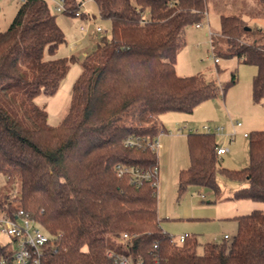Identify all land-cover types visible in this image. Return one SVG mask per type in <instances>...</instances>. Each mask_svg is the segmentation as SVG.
Listing matches in <instances>:
<instances>
[{
  "label": "trees",
  "instance_id": "trees-1",
  "mask_svg": "<svg viewBox=\"0 0 264 264\" xmlns=\"http://www.w3.org/2000/svg\"><path fill=\"white\" fill-rule=\"evenodd\" d=\"M112 24L111 39H99L81 61L69 112L58 126L36 103L53 96L76 56L52 58L66 42L47 0H24L9 28L0 31V211L23 209L49 236L41 264H112L109 248L124 233L132 255L144 264H264V213L236 217L231 242H199L188 236L172 243L158 218V189L141 185L118 166L152 170L158 153L148 143L164 130L160 116L192 113L201 103L224 96L237 82L219 87L201 75L180 76L177 57L185 32L208 16L207 0H94ZM264 9V0H256ZM65 0L67 15L79 10ZM246 23L221 16L226 57L255 66L253 99L264 103V39L250 42ZM212 46L214 43L211 41ZM190 167L179 175L178 192L208 186L220 192L218 172L247 185L237 199L264 202V129L249 135V165L229 171L220 166L214 133L190 132ZM4 189V190H3ZM11 244L0 243V261L12 264Z\"/></svg>",
  "mask_w": 264,
  "mask_h": 264
},
{
  "label": "rangeland",
  "instance_id": "rangeland-1",
  "mask_svg": "<svg viewBox=\"0 0 264 264\" xmlns=\"http://www.w3.org/2000/svg\"><path fill=\"white\" fill-rule=\"evenodd\" d=\"M22 1L0 0V31L9 28ZM47 2L57 15V22L66 39L52 58L70 59L76 56L78 59L70 64L68 73L53 96L40 95L36 98V103L48 112L49 124L58 126L69 112L73 88L82 72L81 61L95 49L99 39H111L112 24L100 16L94 0H76L77 4L82 2L79 11L86 14L82 17L56 12L59 0ZM207 10L208 16L201 22V28H197L196 24L186 28V44L177 57V73L180 76L201 75L222 88L234 75L237 82L227 89L225 96L221 93L217 98L199 104L192 113L170 112L160 116L165 132L158 137L162 145L158 150L160 226L176 241L181 235L195 236L200 254L208 243L233 240L238 231L236 217L256 210L264 213V202L234 197L236 190L247 185L244 181L228 178L221 172L216 175L219 194L208 186H190L184 194L178 192L180 172L191 164L187 139L190 132L204 133L205 126L215 132L217 127H222L223 132L214 133L216 142L219 147H228L229 151L219 157L220 166L233 171L249 165L250 139H245L243 134L252 135L264 129V103L253 99V77L257 69L241 63L236 57L224 56L228 45L220 35L221 16H237L244 20L245 28H250L246 35L248 41L263 40L264 9L256 0H207ZM81 26L87 29L86 33L81 31ZM97 27L102 32H97ZM237 121L242 123V127H234ZM231 133H235L232 143L225 137V134ZM3 187L5 191L17 194V186L9 189L8 179L0 174V190ZM225 234L229 238H225ZM0 243H10V238L0 235Z\"/></svg>",
  "mask_w": 264,
  "mask_h": 264
},
{
  "label": "built area",
  "instance_id": "built-area-1",
  "mask_svg": "<svg viewBox=\"0 0 264 264\" xmlns=\"http://www.w3.org/2000/svg\"><path fill=\"white\" fill-rule=\"evenodd\" d=\"M56 12L62 13L66 10L65 0H59L55 8ZM86 15L79 10L75 13L76 17H82ZM201 27V23L196 25ZM81 31L86 33L87 29L81 26ZM97 32H102L100 27H97ZM213 33L210 31V36ZM217 62L218 59H215ZM242 123L237 121L234 124L235 128H240ZM215 132L221 133L224 131L222 127H217ZM184 130H182L183 132ZM198 132V131H196ZM204 132L215 133L211 127H204ZM163 134V131L159 136ZM158 136V137H159ZM235 133L225 134V137L233 142ZM244 137L249 138L248 133L243 134ZM158 137L148 143L149 148L152 151L158 153V150L162 147L158 140ZM229 151L228 147H217V155L220 157L225 155ZM119 176L128 174L132 178V182L141 185L144 181H151L153 186L158 189V176L159 167H155L152 170L146 171L139 168L132 169L125 166H118ZM0 235H6L10 238L11 250L13 254L12 264H41L42 257L44 255V248L50 244L51 240L49 236L36 224L31 218L30 214L23 209L17 210L11 214L0 211ZM189 235H181L176 241L171 237L172 243H184ZM225 238H229L225 235ZM14 246V247H12ZM133 244L131 242V236L124 233L120 239L117 240L116 248H109L107 250V257L112 264H144L143 259H136L132 255ZM0 264H7V261L2 260ZM155 264H162L159 260Z\"/></svg>",
  "mask_w": 264,
  "mask_h": 264
},
{
  "label": "crops",
  "instance_id": "crops-1",
  "mask_svg": "<svg viewBox=\"0 0 264 264\" xmlns=\"http://www.w3.org/2000/svg\"><path fill=\"white\" fill-rule=\"evenodd\" d=\"M24 1V0H23ZM22 1V2H23ZM89 19H90V17L88 16V18H87V20L89 21ZM85 20V19H84ZM202 25V24H201ZM202 27V26H201ZM201 27H197V28H201ZM177 70V69H176ZM225 96V95H224ZM160 125H161V123H160ZM242 127V126H241ZM164 128V127H163ZM165 132V129L163 130V133ZM244 137V136H243ZM245 139H248V138H246V137H244ZM240 189V188H239ZM237 191V190H236ZM202 197H204V196H202ZM225 235H228V234H225ZM224 235V236H225Z\"/></svg>",
  "mask_w": 264,
  "mask_h": 264
},
{
  "label": "water",
  "instance_id": "water-1",
  "mask_svg": "<svg viewBox=\"0 0 264 264\" xmlns=\"http://www.w3.org/2000/svg\"><path fill=\"white\" fill-rule=\"evenodd\" d=\"M245 30H246V31H247V30H250V28H247V27H246Z\"/></svg>",
  "mask_w": 264,
  "mask_h": 264
}]
</instances>
